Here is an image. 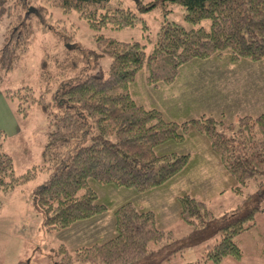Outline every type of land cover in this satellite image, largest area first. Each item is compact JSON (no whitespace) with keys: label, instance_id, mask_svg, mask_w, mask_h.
Instances as JSON below:
<instances>
[{"label":"trees","instance_id":"obj_1","mask_svg":"<svg viewBox=\"0 0 264 264\" xmlns=\"http://www.w3.org/2000/svg\"><path fill=\"white\" fill-rule=\"evenodd\" d=\"M7 1L0 0L1 12ZM169 1L183 8V24L168 21L161 26L150 52L138 42L98 35L94 37L97 51L69 44L55 56L44 52L37 93L29 87L10 90L0 86V94L18 121L28 117L33 105L47 120L41 158L51 176L36 189L34 198L48 233L109 212L100 203L97 186L147 194L180 176L191 162L190 154L162 150L184 143L192 130L232 181L235 194L243 196L250 182L259 181L258 188L264 189V109L235 121L202 113L197 119L179 122L175 117L169 119L157 105L138 104L129 90L143 71L145 84L159 89L175 87L189 65L199 61L224 60L226 66L264 61V0ZM109 2L17 0L0 49V81L28 53L35 24L42 25L50 15L47 7L65 16L76 13L95 32L108 26L116 30L136 26L135 12L112 9ZM28 9L37 15L33 23L25 18ZM103 57L110 60L107 76L98 70L88 74L89 69L99 67ZM6 140L0 131V192L4 194L35 177L33 169L15 175L13 160L4 148ZM261 203L259 195L248 194L233 210L215 218L205 202L183 194L177 198V214L192 230L181 238L158 227L153 210L124 203L111 212V238L73 251L61 245L58 264H167L183 257L187 247L209 239L210 235L194 241L213 222L217 228L212 235L218 240L207 246L195 264L240 261L243 251L237 237L255 226Z\"/></svg>","mask_w":264,"mask_h":264},{"label":"rangeland","instance_id":"obj_2","mask_svg":"<svg viewBox=\"0 0 264 264\" xmlns=\"http://www.w3.org/2000/svg\"><path fill=\"white\" fill-rule=\"evenodd\" d=\"M16 1L8 0L4 6L5 11L0 10V49L5 43V32L10 19H13L9 13L17 7ZM109 7L135 12L138 16L136 26L120 30L108 26L95 32L76 13L65 16L60 10L47 7L50 15L44 18L42 25L35 24L36 32L28 53L12 71L2 75L1 88L19 90L29 87L37 93L39 63L44 52L55 56L61 53L63 46L67 47L69 44L97 51L94 37L98 35L120 42H138L150 52L161 26L168 21L183 24V8L169 0H110ZM145 8L148 10L144 11ZM33 12L35 11L28 9L25 14L30 23L35 20L33 17L36 14ZM202 24L205 25L206 22ZM205 61L189 65L175 87L162 85L164 87L152 89L145 84L143 71L136 82L130 85V94L138 104L145 107L158 105L155 107L169 119L173 120L172 117H175L179 122L189 118L197 119L202 113L213 114L214 117L218 116L217 119L235 121L243 114L255 116L263 111L264 61L243 62L235 66H226L224 60ZM98 63L99 67L89 69L88 74L98 70L106 77L110 60L103 57ZM19 125L21 132L15 138L19 142L14 143L13 138L10 140L13 142L5 145V151L12 157L16 176L33 169L35 177L8 194L0 192V264H58V249L61 245L73 251L81 246L106 241L113 235L112 210L128 202L153 210L157 215V226L170 230L176 238H181L192 230L178 218L177 198L183 194L205 202L215 218L233 210L244 196L259 195L262 207L256 215L255 226L237 237L243 251L242 259H225L221 264H264V196L261 195L264 189L258 188L259 181L250 182L243 189V196L235 194L232 191V181L207 149L205 141L194 130L186 135L184 143L170 144L162 150L190 154L191 162L180 176L147 194L112 185L97 186L100 203L110 210L99 220L106 223L78 222L66 230L48 233L43 223L42 211L37 208L34 198L36 189L51 176V171L44 169L41 158L47 120L40 108L33 105L28 117L19 120ZM216 228L217 222H213L194 241L210 235L209 239L187 247L183 257H177L167 264H195L201 261L207 246H213L218 240L216 235H212Z\"/></svg>","mask_w":264,"mask_h":264},{"label":"crops","instance_id":"obj_3","mask_svg":"<svg viewBox=\"0 0 264 264\" xmlns=\"http://www.w3.org/2000/svg\"><path fill=\"white\" fill-rule=\"evenodd\" d=\"M160 107H162V106H160ZM211 115H213V114H211ZM243 115H245V114H243ZM19 128H20L19 121L13 115L12 110L9 107L8 103L5 101V99L3 98V95L0 94V131L4 132L6 137H7L5 145L7 144V142L9 144L11 142H13V141L10 142V140H12L13 138H14L13 139L14 143L19 142L18 140L15 139L19 135V133L21 132ZM5 145H4V148H5ZM102 216H106V215L103 214V215L99 216L98 218L91 220V221H88V222H91L93 224L106 223L105 221H99L100 218H104ZM111 224H112V220H111ZM262 258H264V257H262Z\"/></svg>","mask_w":264,"mask_h":264}]
</instances>
